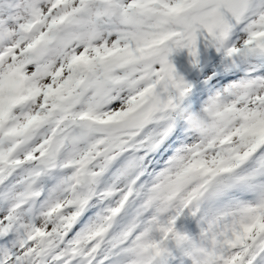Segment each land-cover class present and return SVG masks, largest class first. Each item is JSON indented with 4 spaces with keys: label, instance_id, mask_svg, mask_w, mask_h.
Returning <instances> with one entry per match:
<instances>
[{
    "label": "snow or ice",
    "instance_id": "1",
    "mask_svg": "<svg viewBox=\"0 0 264 264\" xmlns=\"http://www.w3.org/2000/svg\"><path fill=\"white\" fill-rule=\"evenodd\" d=\"M0 264H264V0H0Z\"/></svg>",
    "mask_w": 264,
    "mask_h": 264
},
{
    "label": "rangeland",
    "instance_id": "2",
    "mask_svg": "<svg viewBox=\"0 0 264 264\" xmlns=\"http://www.w3.org/2000/svg\"><path fill=\"white\" fill-rule=\"evenodd\" d=\"M181 71H183V69L181 68Z\"/></svg>",
    "mask_w": 264,
    "mask_h": 264
}]
</instances>
